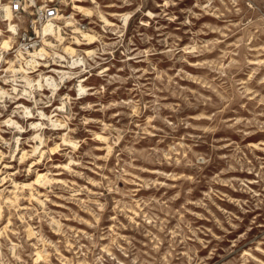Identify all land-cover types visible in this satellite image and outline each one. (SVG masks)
<instances>
[{"label": "rangeland", "instance_id": "rangeland-1", "mask_svg": "<svg viewBox=\"0 0 264 264\" xmlns=\"http://www.w3.org/2000/svg\"><path fill=\"white\" fill-rule=\"evenodd\" d=\"M17 1L0 264H264V0Z\"/></svg>", "mask_w": 264, "mask_h": 264}, {"label": "built area", "instance_id": "built-area-1", "mask_svg": "<svg viewBox=\"0 0 264 264\" xmlns=\"http://www.w3.org/2000/svg\"><path fill=\"white\" fill-rule=\"evenodd\" d=\"M29 1V7L30 8H33L35 11V20L32 21V23L30 24V28H31V32L30 31H26L24 34H23V38L26 39H29V40H32L33 37H39L40 36V33L41 35H46V36H49L47 34H50L49 32L48 33H45L44 32V28L41 29V25L43 23H45L47 25V23H52L56 18H57V15H58V8L53 5L52 3H47L45 5H41V6H37V3H36V0H28ZM18 3L15 4V8H14V11H21L24 9L23 7V2L24 4L27 5V1H17ZM40 29H41V32H40ZM33 34V35H32Z\"/></svg>", "mask_w": 264, "mask_h": 264}, {"label": "bare ground", "instance_id": "bare-ground-1", "mask_svg": "<svg viewBox=\"0 0 264 264\" xmlns=\"http://www.w3.org/2000/svg\"><path fill=\"white\" fill-rule=\"evenodd\" d=\"M51 2H53L54 0H50ZM77 1H80V0H77ZM79 8V7H78ZM57 19V18H56ZM6 21V20H5ZM45 24V23H44ZM45 29H44V32L45 33H52L53 31H54V29L56 28V26H55V24L52 22H50V23H47V25L45 24V27H44ZM13 29V28H12ZM46 30V31H45ZM9 31H11V30H9ZM47 35H49V34H47ZM9 41V40H8ZM8 41H5V42H2V46L3 47H6L7 45H8ZM2 47V48H3ZM8 47V46H7ZM67 49V48H66ZM44 49H40L39 51H35V53L33 54V56H38V55H40V54H42L44 51H43ZM68 50L70 51H75L73 48H68ZM47 52V51H46ZM72 54V53H71ZM44 55V54H43ZM42 56V55H41ZM30 58V57H29ZM32 58V57H31ZM38 58V57H37ZM39 58H41V57H39ZM36 59V58H35ZM24 60H25V58H24ZM26 60H27V58H26ZM36 61H37V59H36ZM28 62H30L31 64H33V63H36L35 62V60L34 59H31L30 61H28ZM29 63V64H30ZM23 67V66H22ZM28 68V67H27ZM24 69V68H23ZM35 69V68H34ZM25 70V69H24ZM26 71V70H25ZM51 78H48V80H50ZM32 119V118H31Z\"/></svg>", "mask_w": 264, "mask_h": 264}, {"label": "clouds", "instance_id": "clouds-1", "mask_svg": "<svg viewBox=\"0 0 264 264\" xmlns=\"http://www.w3.org/2000/svg\"><path fill=\"white\" fill-rule=\"evenodd\" d=\"M15 8V5H11V0L9 6L0 5V10H2L6 15L4 18L11 20L12 12Z\"/></svg>", "mask_w": 264, "mask_h": 264}]
</instances>
